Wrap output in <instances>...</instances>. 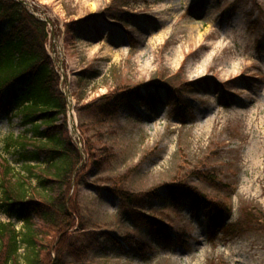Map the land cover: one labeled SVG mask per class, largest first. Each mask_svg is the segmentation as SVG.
Instances as JSON below:
<instances>
[{
    "label": "rangeland",
    "instance_id": "1",
    "mask_svg": "<svg viewBox=\"0 0 264 264\" xmlns=\"http://www.w3.org/2000/svg\"><path fill=\"white\" fill-rule=\"evenodd\" d=\"M20 1L47 23L72 137L95 154L83 155L72 187L81 254L65 253V264H264L262 226L226 236L210 230L207 208H192L202 196L225 208L224 225L264 218V0ZM121 88L144 101L127 97L105 124L80 114ZM10 109L0 115V159L20 171L6 145L29 127ZM175 183L197 194L173 200ZM115 184L144 200L142 214L123 207ZM10 221L20 228L0 211Z\"/></svg>",
    "mask_w": 264,
    "mask_h": 264
},
{
    "label": "trees",
    "instance_id": "2",
    "mask_svg": "<svg viewBox=\"0 0 264 264\" xmlns=\"http://www.w3.org/2000/svg\"><path fill=\"white\" fill-rule=\"evenodd\" d=\"M48 38L46 22L17 0H0V115H9L13 105L22 126L29 127L21 137L11 136L6 145L7 151L13 149L17 155L21 170L0 159V211L21 223L18 230L12 222L0 223V264H65V253L77 258L81 254L72 239L80 215L72 187L86 165L83 155L88 150L92 159L95 154L89 139L87 150H80L67 128V101L60 89V74L47 51ZM131 96L139 103L145 99L137 89H123L87 103L80 114L90 116V123L105 124L118 116L120 106ZM85 126L80 119L79 128ZM28 134L32 136L28 138ZM92 161L98 167L101 157ZM197 176L216 185L214 177ZM167 188L173 200L197 194L181 183ZM109 190L131 214H142L139 207L144 200L139 195L117 184ZM197 198L192 208L203 205L211 212L212 231L225 229L226 236H233L237 231L246 232L249 221L264 229V218L251 212L244 215L243 223L224 225L225 208L214 202L205 206L204 198ZM150 219L155 220L153 216Z\"/></svg>",
    "mask_w": 264,
    "mask_h": 264
},
{
    "label": "water",
    "instance_id": "3",
    "mask_svg": "<svg viewBox=\"0 0 264 264\" xmlns=\"http://www.w3.org/2000/svg\"><path fill=\"white\" fill-rule=\"evenodd\" d=\"M21 3L23 4V5H25V3L23 2V1H21ZM26 6V5H25ZM68 96V95H67Z\"/></svg>",
    "mask_w": 264,
    "mask_h": 264
}]
</instances>
